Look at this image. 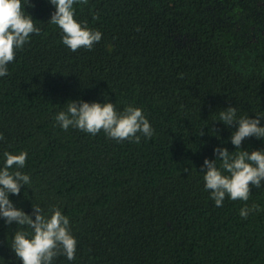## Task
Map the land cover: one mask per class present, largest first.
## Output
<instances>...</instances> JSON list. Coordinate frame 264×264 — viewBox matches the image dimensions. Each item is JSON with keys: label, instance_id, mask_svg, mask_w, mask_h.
Here are the masks:
<instances>
[{"label": "trees", "instance_id": "obj_1", "mask_svg": "<svg viewBox=\"0 0 264 264\" xmlns=\"http://www.w3.org/2000/svg\"><path fill=\"white\" fill-rule=\"evenodd\" d=\"M29 2L41 32L0 77V166L3 152L26 151L31 183L8 198L69 218L76 259L54 264H264V182L246 202L261 211L243 219L245 202L216 207L199 173L214 148L235 151L220 111L264 114V0H89L75 19L102 39L76 52L47 23L48 0ZM80 100L139 107L154 134L137 144L61 129L55 115ZM16 228L0 218V264H21Z\"/></svg>", "mask_w": 264, "mask_h": 264}, {"label": "clouds", "instance_id": "obj_2", "mask_svg": "<svg viewBox=\"0 0 264 264\" xmlns=\"http://www.w3.org/2000/svg\"><path fill=\"white\" fill-rule=\"evenodd\" d=\"M54 7L47 23L60 30L61 43L76 52L81 48L91 50L102 39V33L89 28L87 22L75 19L74 5L85 6L89 0H48ZM32 7L29 0H0V77L8 75V65L16 58L18 50L30 41L32 35H39L41 29L36 26L25 7ZM93 13V19H98ZM237 108L229 106L218 114L214 121L222 122L226 128L234 125L230 142L235 151L216 147L214 159L205 158L200 167L203 186L210 193V200L216 207H222L225 199L245 202L239 215L246 219L249 214L258 213V204L247 205L251 188H261L264 182V150H242L241 144L246 138L264 140V126L261 117L238 116ZM58 126L67 131L70 127L92 136L101 131L107 138L118 142L140 143L141 138L150 139L154 129L139 107L131 105L123 111H117L110 102L69 101L66 110L59 111L54 117ZM214 135L217 131L211 130ZM205 133L199 131V135ZM5 138L0 134V141ZM27 152L18 154L3 152V164L0 166V218L5 224L17 225L9 245L21 264H54L59 256L68 261L76 259L77 241L71 232L69 218L58 207L45 212L39 205L32 204V213L14 207L9 194L19 195L23 186L31 183L29 175L21 169L25 167ZM189 173V169H183ZM34 217V219L32 218ZM27 229V230H25Z\"/></svg>", "mask_w": 264, "mask_h": 264}]
</instances>
